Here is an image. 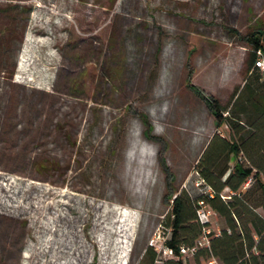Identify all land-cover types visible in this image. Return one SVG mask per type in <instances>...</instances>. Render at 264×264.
I'll list each match as a JSON object with an SVG mask.
<instances>
[{
    "label": "rangeland",
    "instance_id": "374dc122",
    "mask_svg": "<svg viewBox=\"0 0 264 264\" xmlns=\"http://www.w3.org/2000/svg\"><path fill=\"white\" fill-rule=\"evenodd\" d=\"M263 27L264 0H0V264H140Z\"/></svg>",
    "mask_w": 264,
    "mask_h": 264
},
{
    "label": "trees",
    "instance_id": "16d2710c",
    "mask_svg": "<svg viewBox=\"0 0 264 264\" xmlns=\"http://www.w3.org/2000/svg\"><path fill=\"white\" fill-rule=\"evenodd\" d=\"M247 39L252 51L243 86L234 87L227 103L199 93L214 115L217 128L226 126L229 137L215 132L196 165L198 178L211 188L212 196L196 188L170 193V209L163 226L170 230L166 245L178 257L168 258L164 264H186L180 246L193 245L201 234L202 225L197 216L199 200L210 205L224 220L225 227L211 239V254L200 249L192 256L197 264H201L200 259L212 256L222 264H264V215L257 212L258 207L264 211V79L253 69V51L264 48V27ZM189 82L188 78V86L195 89ZM249 178L252 183L243 190ZM226 187L229 190L224 192ZM222 193L229 198L224 199ZM21 206L11 204L9 199L0 201V207L6 210ZM52 249L50 244L47 259L52 257ZM156 257V251L148 246L140 264L147 260L153 264Z\"/></svg>",
    "mask_w": 264,
    "mask_h": 264
},
{
    "label": "built area",
    "instance_id": "2783aa9c",
    "mask_svg": "<svg viewBox=\"0 0 264 264\" xmlns=\"http://www.w3.org/2000/svg\"><path fill=\"white\" fill-rule=\"evenodd\" d=\"M254 53V65L253 69H255L261 77L264 79V48H258L253 51ZM252 183V179L249 178L244 185L242 186L243 190H246L249 188V186ZM195 188L200 193H209L211 196L212 191L211 188L208 185H205L204 181L200 178H198L195 182ZM229 189L226 187L224 189V192H227ZM222 197L229 198V196H225V193H222ZM217 214L213 211V209L210 207L208 203H206L204 200H199L197 205V216L198 220L202 225V231L199 236V238L195 241V243L191 246H180V255L183 259L186 257H192L194 256L200 249H207L209 250L211 254V239L214 236H218L222 233V229L220 227L214 226V217ZM164 227V226H163ZM164 233L157 232V234H154L149 242V246L152 247L158 257H164V258H177L175 251L168 247L166 245V240L170 236V230L165 228ZM156 261L158 259L156 258ZM209 264H221V262L218 260V258L212 256L209 261Z\"/></svg>",
    "mask_w": 264,
    "mask_h": 264
}]
</instances>
